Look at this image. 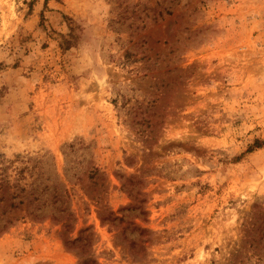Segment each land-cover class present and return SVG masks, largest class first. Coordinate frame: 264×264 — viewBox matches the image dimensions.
I'll return each instance as SVG.
<instances>
[{
  "label": "rangeland",
  "instance_id": "1",
  "mask_svg": "<svg viewBox=\"0 0 264 264\" xmlns=\"http://www.w3.org/2000/svg\"><path fill=\"white\" fill-rule=\"evenodd\" d=\"M0 264H264V0H0Z\"/></svg>",
  "mask_w": 264,
  "mask_h": 264
}]
</instances>
